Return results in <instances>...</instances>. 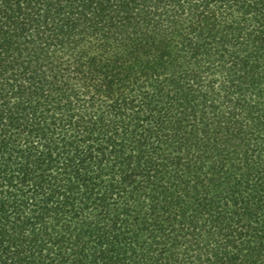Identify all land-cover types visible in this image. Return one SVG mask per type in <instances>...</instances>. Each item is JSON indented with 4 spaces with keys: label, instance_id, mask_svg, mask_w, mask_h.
Wrapping results in <instances>:
<instances>
[{
    "label": "trees",
    "instance_id": "1",
    "mask_svg": "<svg viewBox=\"0 0 264 264\" xmlns=\"http://www.w3.org/2000/svg\"><path fill=\"white\" fill-rule=\"evenodd\" d=\"M0 264H264V0H0Z\"/></svg>",
    "mask_w": 264,
    "mask_h": 264
}]
</instances>
